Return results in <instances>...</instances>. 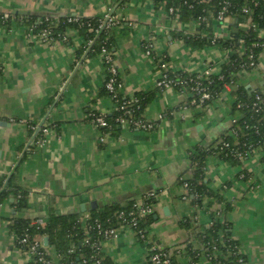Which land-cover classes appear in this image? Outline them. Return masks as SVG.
<instances>
[{"label":"crops","instance_id":"crops-1","mask_svg":"<svg viewBox=\"0 0 264 264\" xmlns=\"http://www.w3.org/2000/svg\"><path fill=\"white\" fill-rule=\"evenodd\" d=\"M111 14L121 21L111 30L120 92L128 99L151 97L143 113L154 124L148 131L118 126L109 133L89 120L90 112L112 115L117 102L104 93L103 61L89 52L91 43L81 32L67 28L63 37L43 44L31 24L23 23L31 16L52 17L59 24L71 16L104 19ZM0 15L8 16L0 25V122L5 123L0 127V180L14 175L28 194L20 212L13 199L0 204V264H33L8 228L14 216L34 222L73 211L69 215L78 214L82 221L95 210L141 204L149 192L157 194L155 222L143 239L126 228L104 241L101 253L111 264H151L152 241L163 248L184 250L193 244L200 249L183 223L194 220L201 231L213 216L230 226L246 264H264V144L237 164L217 151L225 136L237 142L231 128L240 116L234 110L237 86L264 92V53L256 69L239 73L235 86L202 108L189 105L191 95L158 91V66L144 52L153 43L154 54L168 57L173 70L198 74L211 67L216 75L225 64L224 50L191 46L189 37L230 39L246 21L231 17L224 28L212 22L203 30L191 18L182 21L181 15L156 7L154 0H0ZM43 138L46 143L39 147ZM197 150L207 153L204 176L214 196L203 207L182 200L179 184L193 176ZM226 205L231 206L228 213ZM47 251L58 264L54 248ZM182 252L176 256L179 264H212L204 256L193 262Z\"/></svg>","mask_w":264,"mask_h":264},{"label":"trees","instance_id":"trees-1","mask_svg":"<svg viewBox=\"0 0 264 264\" xmlns=\"http://www.w3.org/2000/svg\"><path fill=\"white\" fill-rule=\"evenodd\" d=\"M129 0H124L128 2ZM226 1V0H220ZM219 0H215L214 8L207 6V4H197L190 0H154L156 7H163L166 9L173 8L176 13L181 15V20L186 21L189 18L198 21L202 17H206L208 11L216 13L219 9ZM231 1L236 6L233 9V17L238 19V22H245L246 27L237 30L236 33L230 39L218 38L214 39L213 36H192L189 37L187 44L195 46L197 48H204L210 45H216L222 50H232L233 56L221 67L220 75H212L210 77V84L208 86L209 92L212 94V98L206 101L202 108L210 106L219 95L226 89L229 85L237 84L238 74L241 72V65L246 63L249 58L250 52L255 55V61L258 65L259 58L262 53H264V46L260 47V43H264V19L260 18V12L262 14L263 9L260 10V6L257 7L251 17L248 19L241 11V6L250 5L254 3L255 0H228ZM30 20V21H29ZM8 21V20H7ZM6 20L2 19L0 15V25L5 24ZM29 21V22H28ZM84 23L80 27L78 24L68 23L67 19L62 23L56 24L54 18L52 17H24V24H31L35 33H40L42 30L50 27L52 29V36L54 40L56 38L63 37L65 30L67 28H74L82 33L85 40L91 42L90 53L100 54L101 50L105 47L109 52L113 54V37L111 35V30L99 29L101 24L100 18H84ZM91 28L96 31H90ZM201 28L207 30V23L201 22ZM213 39L215 40L213 44ZM259 44V47H255ZM245 48V53L243 49ZM248 69V68H247ZM251 70V69H248ZM220 76H223L220 79ZM172 77V76H171ZM118 83L122 84L120 75H118ZM209 82V81H208ZM205 84H207L205 82ZM104 93L108 96H112L113 100L117 102V106L120 108L128 98L124 96L119 91L115 97L110 94L104 87ZM162 92L161 90L157 89ZM178 90V88L176 89ZM234 96L236 97L234 103V110L239 112V118L236 123L231 127L237 130V142L230 136H225L221 143L218 145L217 151L220 155L226 159L239 163L242 158L247 157V154L253 152L256 148L261 147L264 144V92L256 91L250 93L243 86L237 87L234 91ZM261 96L262 101H257L256 97ZM138 102L131 107H126L130 111V114L125 113L124 110L116 109L112 115H106V120L108 122V127H99L103 130L111 133L116 132L118 126H123L121 123L117 122L118 118H125L132 121H142L148 123L143 117L146 106L151 100V97H147L144 94H139L135 97ZM258 104L257 108L254 107V103ZM241 104L240 109H236V106ZM91 113V112H90ZM89 113V114H90ZM238 117V116H237ZM96 118L89 115V120L94 122ZM135 131H140L136 127H132ZM39 138L36 137V139ZM229 144V147L225 145ZM206 152L204 150H197L192 156V161L194 165V173L190 179H180L179 184H188L190 188L191 196L195 197L196 203L199 207H203L206 199L214 197L212 191L208 187V183L205 181L204 169H205V159ZM28 194L23 188L19 187L16 183L15 176L13 175L9 180H0V204L14 200L12 203L15 208V212L22 211L27 205ZM219 202H221L220 197H216ZM219 198V199H218ZM151 203L155 205L156 198H154ZM134 203L127 206H114L106 207L101 211L95 210L91 214V225L93 226L95 221H99L106 226H117V220L115 221L114 213L116 211L128 212L133 208ZM208 207L211 204L208 203ZM231 210V206L226 205V213ZM78 214L63 216L57 214H51L48 218H45L46 226L45 228H40L36 221L32 222L29 219H25L20 216H14L10 220L8 226L11 233L15 234L19 239L27 237L28 241L24 245H17L23 250H27L33 243L41 238H48V246L45 249H37L33 254L35 259V264H43L39 261L40 258L47 260H54L52 254L47 251L48 247L54 248L58 258V264H80L85 259H90L92 256L99 258L101 264H111V261L105 258L101 253V246L98 243V235L94 230L90 231V236L87 235L82 227ZM213 222L208 226L202 227L201 231H198L199 227L196 226L194 220H185L183 225L192 235L196 237V240L201 244L200 249H195L193 244L185 245L184 250L177 249L179 252L175 251L174 256H172L173 264H179L177 262V255L183 254L188 255L191 261L197 262L204 256L210 258L212 264H246V259L244 255L236 256L232 255V246L236 242L230 233V226L225 222L222 223L217 220V217H212ZM112 222V223H111ZM155 222V213L149 214L142 219L137 227L144 234L148 227H150ZM73 249V252H70ZM166 250H171L174 248H165ZM240 259H243L240 262ZM55 262V260H54ZM55 264H57L55 262Z\"/></svg>","mask_w":264,"mask_h":264},{"label":"built area","instance_id":"built-area-1","mask_svg":"<svg viewBox=\"0 0 264 264\" xmlns=\"http://www.w3.org/2000/svg\"><path fill=\"white\" fill-rule=\"evenodd\" d=\"M194 1L197 4H207V6H211L214 8V2L215 0H190ZM220 1V0H219ZM253 6L250 5H244L241 6V11L244 15L248 17V19H251L255 9L260 6V10L263 9V12L261 14L260 12V18L264 19V0H255L254 3L252 4ZM236 5L233 4L231 1H220L218 3V11L216 13L212 11H208L206 17L200 18L197 22L201 24V22H206L207 25L208 23L216 22L221 28H224L226 25V22L229 18L233 17V9ZM168 12L171 15H176L179 16V13H176V11L173 8H170ZM3 20H7L8 16L6 15H1ZM68 23H73V24H78L80 27L83 25L84 18L79 17V16H71L67 18ZM121 24V21L115 18L114 16L110 17V15L104 19H101V24L99 26V29L107 30L110 31L114 27H117L118 25ZM90 31H96L98 32L99 30H95L91 28ZM37 37L38 42L43 43V44H51L54 42V38L52 36V29L50 27H47L46 29L42 30L38 35H35ZM262 38H264V35L261 34ZM214 37V36H213ZM221 37H214V39H218ZM213 39V44L215 43ZM91 43V42H89ZM264 43H260V47H263ZM255 47H259V44H256ZM144 52L145 55L149 58H152L155 62L156 65L158 66L160 76L158 80L156 81V88L165 91V90H176L178 88V91L185 94V95H191L192 100L189 102V105L191 107H201L206 101H209L212 98V94L208 90V86L210 84V77L213 74L212 68L208 67L205 69L203 73H198V74H190L184 71H175L173 70V67H171L170 60L168 57L163 56V57H158L154 54V45L153 43H148L144 47ZM225 52V60L224 63H226L232 56H233V51L232 50H224ZM243 52L245 53V48L243 49ZM100 57L103 61L104 67H105V73H106V82H105V89L112 94L114 97L115 95L122 89V84L118 83V68L115 63V57L112 52H109L107 48H103L100 52ZM257 63L255 61V55L253 52H250L248 61L244 64L241 65V71L242 72H249L251 70H254L257 68ZM251 70H248V69ZM221 71H219L218 74L220 75ZM172 76V77H171ZM223 76H220V79H222ZM209 81V82H208ZM205 82L207 84H205ZM234 85H229L230 86H235ZM226 87V88H227ZM238 87V86H237ZM112 97V96H111ZM113 98V97H112ZM257 101H262L261 96L256 97ZM138 102L136 98H130L128 99L120 108L116 106V109H121L124 110L125 113L130 114V111L126 109V107H131L132 105H135ZM258 104L257 102L254 103V107L257 108ZM263 106H264V101H263ZM242 106L241 104H238L236 106V109H240ZM90 116L96 118L95 121L93 122L96 127H108V122L105 119L106 115L104 114H97V113H90ZM165 117H161L163 119ZM237 119L232 120V126L236 123ZM118 123H121L123 126H131V127H136L140 131H148L153 129L154 124L153 123H144L142 121H132L128 120L125 118H118L117 119ZM33 130L35 128L33 127ZM43 135L47 136L50 132V128L46 127L42 129ZM232 135L237 138V130L232 129ZM46 143V139H41L37 141V145L39 147H42ZM226 147H229V144L225 145ZM244 178V176H243ZM183 188V194H182V200L184 201H195V197L192 196L193 199H191V193H190V188L188 184H184L182 186ZM157 197V194L154 192H149L143 195L142 198V203L141 204H134L133 208L128 211H119L116 215L115 221L117 222V226L112 227V226H106L99 221H95L94 225H91V217H84L83 220L81 221L82 227L87 235L90 236V231L94 230V232H97L98 235V243L102 247V243L106 240L114 239L119 236V231L121 229H132L134 230L137 235L143 239L145 238V234L141 231L138 230L137 227L140 223V219L143 217L154 213V204L151 203V201ZM112 223V222H111ZM36 224L39 225L40 228H45L46 222L45 219H39L36 221ZM91 237V236H90ZM28 238L23 237L19 239L16 236V244L17 245H24L27 243ZM151 247V253H150V263L151 264H173L172 261V256H174L175 251L177 253L179 252L177 249H171V250H166L165 248L159 246L157 243L153 242L150 245ZM46 246L44 245V237H41L37 239L33 245H31L27 250H24L28 257L32 260V263L35 264V259L33 258V254L36 252L37 249H45ZM21 249V248H20ZM74 250L71 249L70 252H73ZM232 255L236 256H242L241 250L239 245L235 242L232 246ZM210 260V258H208ZM40 262L43 264H55L54 260H47L44 258L39 259ZM243 259H240V262H242ZM71 264H76V263H71ZM80 264H101V260L96 257H91L90 259H85L83 260Z\"/></svg>","mask_w":264,"mask_h":264},{"label":"water","instance_id":"water-1","mask_svg":"<svg viewBox=\"0 0 264 264\" xmlns=\"http://www.w3.org/2000/svg\"><path fill=\"white\" fill-rule=\"evenodd\" d=\"M113 15L111 14L110 15V17H112ZM5 126V123H3V122H0V127H4ZM96 203H94L93 205H95ZM84 206L82 207V209L84 210ZM73 211H69L68 213H63V216H65V215H69V214H71ZM57 215H60V214H57ZM48 238H44V244H45V246H48Z\"/></svg>","mask_w":264,"mask_h":264},{"label":"rangeland","instance_id":"rangeland-1","mask_svg":"<svg viewBox=\"0 0 264 264\" xmlns=\"http://www.w3.org/2000/svg\"><path fill=\"white\" fill-rule=\"evenodd\" d=\"M221 70V69H220ZM252 71V70H251ZM250 72V71H249ZM249 72H245L244 74H248ZM240 73H242V71L240 72Z\"/></svg>","mask_w":264,"mask_h":264}]
</instances>
